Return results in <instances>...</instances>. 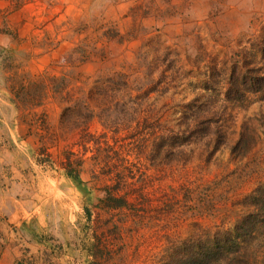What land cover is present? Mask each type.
<instances>
[{
  "label": "rangeland",
  "instance_id": "rangeland-1",
  "mask_svg": "<svg viewBox=\"0 0 264 264\" xmlns=\"http://www.w3.org/2000/svg\"><path fill=\"white\" fill-rule=\"evenodd\" d=\"M262 51L264 0H0V264H165L233 229L264 184V87L235 94Z\"/></svg>",
  "mask_w": 264,
  "mask_h": 264
},
{
  "label": "trees",
  "instance_id": "trees-1",
  "mask_svg": "<svg viewBox=\"0 0 264 264\" xmlns=\"http://www.w3.org/2000/svg\"><path fill=\"white\" fill-rule=\"evenodd\" d=\"M264 55V52H261ZM238 76L235 94L241 88L257 92L264 87V75L254 69H246ZM240 87V88H239ZM74 162L67 159L65 170L69 177L78 180L79 172ZM255 211L249 213L231 230L218 231L211 238L190 239L172 245L168 250L169 261L165 264H252L242 251L252 244L256 230L264 224V184L248 199Z\"/></svg>",
  "mask_w": 264,
  "mask_h": 264
}]
</instances>
